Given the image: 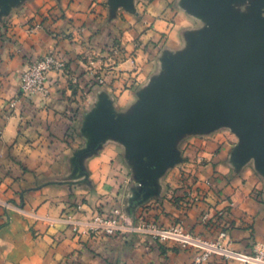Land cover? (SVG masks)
Instances as JSON below:
<instances>
[{"label": "crops", "instance_id": "crops-1", "mask_svg": "<svg viewBox=\"0 0 264 264\" xmlns=\"http://www.w3.org/2000/svg\"><path fill=\"white\" fill-rule=\"evenodd\" d=\"M243 21H264L258 0H0V264H197L203 252L74 230L64 214L78 204L76 219L116 205L209 241L226 230L239 251L264 242V73L247 71L252 137L224 92L205 112L171 108ZM51 50L77 83L51 72L48 96L22 95L23 70ZM88 62L119 75L96 84Z\"/></svg>", "mask_w": 264, "mask_h": 264}, {"label": "water", "instance_id": "water-1", "mask_svg": "<svg viewBox=\"0 0 264 264\" xmlns=\"http://www.w3.org/2000/svg\"><path fill=\"white\" fill-rule=\"evenodd\" d=\"M258 3L264 7V0ZM229 30L212 44L201 64L188 70L191 83L176 88L171 108L176 114L190 108L205 112L224 92L231 99L240 128L252 137L250 121L256 97L247 71L264 73V21L239 22ZM167 99L169 105L171 99ZM172 112L163 113L162 123Z\"/></svg>", "mask_w": 264, "mask_h": 264}, {"label": "built area", "instance_id": "built-area-1", "mask_svg": "<svg viewBox=\"0 0 264 264\" xmlns=\"http://www.w3.org/2000/svg\"><path fill=\"white\" fill-rule=\"evenodd\" d=\"M67 69L66 61L51 50L41 59L31 63L21 75V92L25 96H48V81L51 72H64ZM76 80V79H75ZM103 82V80L101 81ZM17 101L12 102L15 106ZM207 186H212L210 179L205 180ZM8 204L0 194V207H7ZM82 208L78 204L72 212H67L64 218L67 222L74 223V230L89 232L95 235L116 234H141L154 239L165 241L174 240L182 247H193L201 249L203 252L197 256L195 263L210 264L213 254L220 255L226 259L236 261L237 264H264V242H257L251 251H239L231 247L230 235L223 230L218 240L209 241L201 236L185 231L182 223L163 227L153 220H148L144 216H134L127 214L119 206L114 205L110 211H98L86 219H76V212ZM210 213H205L203 219L208 220Z\"/></svg>", "mask_w": 264, "mask_h": 264}, {"label": "rangeland", "instance_id": "rangeland-1", "mask_svg": "<svg viewBox=\"0 0 264 264\" xmlns=\"http://www.w3.org/2000/svg\"><path fill=\"white\" fill-rule=\"evenodd\" d=\"M115 46V45H114ZM50 52V51H49ZM121 50L120 47L116 46L115 48L113 47V50L110 52V54L108 55L111 59H112V63L113 65L115 64V61L118 62L120 57L119 55H121ZM96 56V55H95ZM43 57V56H42ZM41 57V58H42ZM99 58H101L102 56L99 54L98 55ZM40 58V59H41ZM91 59V58H90ZM67 64V69L64 72H58L61 73L64 77H66L69 82L71 84L77 83L78 81V76L75 74V72L70 68L68 62L66 61ZM88 64L90 66H93V68H88L87 71L91 74V76H93V81L96 84H104L106 82V78L107 76H117L119 74H117V71H115L114 74H112L111 71H113L112 68H110L109 66L107 67L105 64H95L94 62H88ZM27 69V68H26ZM24 69L23 72L26 70ZM22 72V73H23ZM122 72V71H121ZM123 73V72H122ZM22 75V74H21ZM120 77V76H119ZM76 79V80H75ZM103 80V82H101ZM88 87H86L87 89ZM223 215V214H222Z\"/></svg>", "mask_w": 264, "mask_h": 264}]
</instances>
